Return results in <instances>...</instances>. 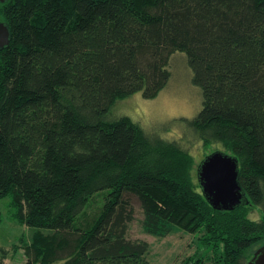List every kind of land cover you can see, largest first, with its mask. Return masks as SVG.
<instances>
[{
    "label": "trees",
    "instance_id": "16d2710c",
    "mask_svg": "<svg viewBox=\"0 0 264 264\" xmlns=\"http://www.w3.org/2000/svg\"><path fill=\"white\" fill-rule=\"evenodd\" d=\"M0 22L11 32L0 51V200L47 232L24 264H150V244L129 234L138 213L151 236L203 232L215 264L252 259L264 244V0H8ZM175 53L203 99L187 136L239 160L247 203L234 211L205 199L190 152L111 117L119 100L157 97Z\"/></svg>",
    "mask_w": 264,
    "mask_h": 264
},
{
    "label": "rangeland",
    "instance_id": "374dc122",
    "mask_svg": "<svg viewBox=\"0 0 264 264\" xmlns=\"http://www.w3.org/2000/svg\"><path fill=\"white\" fill-rule=\"evenodd\" d=\"M169 70L170 81L157 97L147 100L138 93L119 100L111 109V117H129L149 134L167 142L177 143L192 154L195 160L193 171L196 173L203 158L219 146L187 136L192 131L186 120H192L199 114L203 99L201 90L193 83V71L186 54H173ZM11 202V197L0 200V257L2 250H5L7 256L4 264H24L27 260L26 251L32 246L34 239L39 234L46 235L47 232L22 226L15 221L12 218ZM102 202L101 194L89 206L86 217L92 218L98 213ZM250 210L253 218L259 217V212L254 208ZM141 219L142 216L138 213L129 234L133 239L145 240L150 244L151 250L148 255L150 264H215L219 254L202 246L200 237L204 235L203 232L202 235L199 233L194 235L175 228L168 236L159 238L148 235L143 230ZM82 221L84 223L85 219L81 218V223ZM81 223L80 225L84 226ZM256 250L257 248L249 250L248 255H253Z\"/></svg>",
    "mask_w": 264,
    "mask_h": 264
},
{
    "label": "water",
    "instance_id": "95a60500",
    "mask_svg": "<svg viewBox=\"0 0 264 264\" xmlns=\"http://www.w3.org/2000/svg\"><path fill=\"white\" fill-rule=\"evenodd\" d=\"M8 0H0V4ZM11 32L8 25L0 22V51L10 45ZM237 157L222 151L206 156L197 169V179L202 194L217 211H234L247 203L245 192L239 182L240 168ZM247 264H264V244L259 247Z\"/></svg>",
    "mask_w": 264,
    "mask_h": 264
}]
</instances>
